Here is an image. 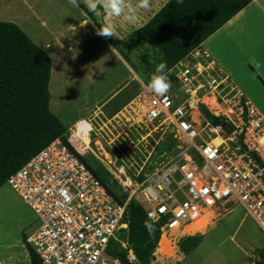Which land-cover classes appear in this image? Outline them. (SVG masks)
I'll list each match as a JSON object with an SVG mask.
<instances>
[{"label": "built area", "instance_id": "built-area-1", "mask_svg": "<svg viewBox=\"0 0 264 264\" xmlns=\"http://www.w3.org/2000/svg\"><path fill=\"white\" fill-rule=\"evenodd\" d=\"M214 66L209 53L199 47L167 73L171 89L165 96L149 93L146 120L167 125L184 145L144 181L136 177L122 184L129 194L125 203L116 200L80 152L61 139L8 178L7 185L39 221L26 238L39 264H108L110 245L128 228L125 214L137 192L149 203L150 220L162 223V234L182 233L229 201L241 205L264 229V115L231 78L212 75ZM209 88L217 104L230 112L217 115L205 105L221 123L214 124L203 112L200 96ZM218 136L223 143L217 145ZM197 234L204 235L182 234L179 239ZM128 259L138 263L132 249Z\"/></svg>", "mask_w": 264, "mask_h": 264}, {"label": "rangeland", "instance_id": "rangeland-1", "mask_svg": "<svg viewBox=\"0 0 264 264\" xmlns=\"http://www.w3.org/2000/svg\"><path fill=\"white\" fill-rule=\"evenodd\" d=\"M167 1L150 0L147 9L139 10L138 24H121L118 27V39L96 35L99 29L97 25H103L105 21L102 15L88 12L82 0L79 9L70 5L68 0H0V21L18 25L52 58L50 108L68 128L69 143L80 154L83 153V157L86 156L87 162L104 179L109 180L101 169L107 172L106 166L99 163L101 161L92 152L98 140L108 156L104 158V153L100 151L95 153L112 167L114 173L111 174L117 178L116 192L121 194L122 191L127 192L122 181L127 186L130 178L135 179L142 174L149 176L173 159L184 145L182 140L171 141L172 132L167 125L158 121L151 123L145 116L141 119V111H148L150 100L144 86L159 64V52L149 45H139L129 50L123 45V40L129 39L134 31L143 27ZM85 13L94 25L81 28L79 24L85 18ZM48 44L50 47H47ZM209 55L216 62L214 55ZM214 67L216 71L212 75L231 78L216 63ZM247 85L250 90L236 86L246 92L243 93L247 99L252 100V104L264 115V86L251 80H247ZM174 91L179 93L178 87ZM252 92L253 95H249ZM129 98L132 101L127 103ZM210 98H213L210 88L201 92V103ZM82 127L87 131L81 134L79 130ZM82 138H91L88 142L91 151L84 148ZM132 200L149 206L141 192H137ZM216 211L220 215L215 220V226L204 235H196L200 238L196 249L189 253L182 252L183 245L190 246L191 240L188 237L179 239V236L186 232L189 234V230L187 227L183 233L174 230L178 252H168L163 239H160V245L172 258L178 255L177 260L161 261L158 244L155 260L151 264H258L260 260L257 258L264 250L262 225L241 205L232 201ZM38 226L34 212L10 186L0 189V264H32V249L26 244V238ZM164 234L166 232L161 238ZM108 264L122 263L111 256Z\"/></svg>", "mask_w": 264, "mask_h": 264}, {"label": "trees", "instance_id": "trees-1", "mask_svg": "<svg viewBox=\"0 0 264 264\" xmlns=\"http://www.w3.org/2000/svg\"><path fill=\"white\" fill-rule=\"evenodd\" d=\"M252 1L254 0H183L182 3H177V0H169L143 27L134 31L129 39L123 40V45L126 50L149 45L155 52H159V63L167 62L168 72L201 47ZM101 25L98 24V28ZM51 76L52 58L48 52L38 46L18 25L0 21V189L7 185L8 178L13 173L56 139H61L78 154L69 143L68 128L51 111ZM202 108L214 124L221 123V118L211 114L205 105ZM86 131L84 127L79 130L81 134ZM170 137L171 141H176L173 134ZM162 153L160 150V154ZM78 156L116 200L125 203L129 194L124 191L122 194L116 192L117 178L108 173V169L106 172L100 167L109 178L104 179L87 162L86 156ZM137 179L139 182L144 181L146 174ZM125 220L128 229L121 232V237L119 234L120 240L114 241L108 250L115 260L122 264H151L155 260L154 253L158 244L161 261L177 260L178 255L172 258L160 245L163 239L168 252H178L177 240L173 237L175 231L170 235L164 234L161 238L162 223L150 220L146 203L140 204L131 199ZM146 221L155 229L151 236L145 227ZM188 238L191 240L190 246L183 245L181 248L185 253L196 249L200 243L197 236ZM123 241L127 243V249L124 248ZM129 249L134 251L138 263L129 261ZM260 257L258 264H264V250ZM31 259L32 264H39L33 251Z\"/></svg>", "mask_w": 264, "mask_h": 264}, {"label": "crops", "instance_id": "crops-1", "mask_svg": "<svg viewBox=\"0 0 264 264\" xmlns=\"http://www.w3.org/2000/svg\"><path fill=\"white\" fill-rule=\"evenodd\" d=\"M201 48L214 55L216 66L227 73L237 86L250 90L247 80L264 86V0L252 1ZM73 61L77 62L76 59ZM130 98L127 103L132 101Z\"/></svg>", "mask_w": 264, "mask_h": 264}, {"label": "clouds", "instance_id": "clouds-1", "mask_svg": "<svg viewBox=\"0 0 264 264\" xmlns=\"http://www.w3.org/2000/svg\"><path fill=\"white\" fill-rule=\"evenodd\" d=\"M83 5L88 9V12L102 15L104 24L96 31V35L104 38H118V27L121 24L136 25L140 21L138 12L140 9H147L150 5V0H82ZM183 0H177V3H182ZM68 3L79 9L81 0H68ZM93 24L91 18L85 13V18L80 21V27H86ZM167 62L159 63L154 73L151 75L145 90L156 96H165L171 89V84L168 79ZM145 227L151 236L154 232V227L151 223L145 222ZM194 237V236H193ZM261 259V257H260Z\"/></svg>", "mask_w": 264, "mask_h": 264}, {"label": "bare ground", "instance_id": "bare-ground-1", "mask_svg": "<svg viewBox=\"0 0 264 264\" xmlns=\"http://www.w3.org/2000/svg\"><path fill=\"white\" fill-rule=\"evenodd\" d=\"M205 101H206V105H208L209 107H210V110L211 111H214V113L215 114H218V112H220V111H225V113L226 114H229L230 112L226 109H224V108H221L218 104H217V102H216V99L213 97V98H210V99H205ZM141 102H139V104H140ZM142 105V104H141ZM195 109V108H194ZM146 112H147V110H144V109H142V111H141V119L145 116V114H146ZM198 115V113L196 114V116ZM140 120V119H139ZM78 123V122H77ZM76 124V123H75ZM91 136H92V134H91ZM91 139V138H90ZM90 139L88 140L87 138H82V142H83V144H84V148L86 149V150H90L89 149V147H88V142L90 141ZM223 143V138L221 137V136H218L215 140H214V144H222ZM74 145V144H73ZM75 147V146H74ZM76 148V147H75ZM77 149V148H76ZM91 151V150H90ZM95 151H100L101 153L103 152L104 153V158H106L107 156H108V154H107V151H106V149H105V147L104 146H101L100 144H99V141L97 140L96 141V143H95V149H94V151H92V152H94V154H95V156H96V158H98L100 161H101V163H103L105 166H106V170L109 172V173H114L113 172V169H112V167L108 164V163H106V162H104V161H102L101 160V158L95 153ZM80 152V151H79ZM81 154H83V153H81ZM84 155V154H83ZM104 167V166H103ZM122 184H125V182L124 181H122L121 182ZM218 215L219 214H217V211L215 210V211H210V213H207L206 214V216H204V217H202L199 221H196V222H194V223H192L191 225H189V226H187V228H188V230H189V234H191V235H194V234H196V233H198V232H200V233H202V234H204L205 233V231H206V229H207V227L209 226V225H213L214 226V220H216L217 218H218ZM217 221V220H216ZM183 233V232H182Z\"/></svg>", "mask_w": 264, "mask_h": 264}]
</instances>
